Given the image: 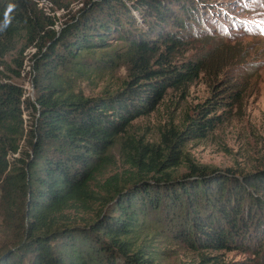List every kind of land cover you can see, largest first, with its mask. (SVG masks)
Wrapping results in <instances>:
<instances>
[{"label":"trees","instance_id":"trees-1","mask_svg":"<svg viewBox=\"0 0 264 264\" xmlns=\"http://www.w3.org/2000/svg\"><path fill=\"white\" fill-rule=\"evenodd\" d=\"M133 11L150 16L147 31L136 27ZM174 15L161 0H86L75 16L53 29V19L35 1L0 0V64L15 48L14 37L20 32L27 37L25 47L4 65L5 75L0 69V264H154L135 241L145 227V211L161 206L163 211L175 206L182 213L179 237L204 249L243 243L246 222L259 223L256 213L264 218L262 172L233 183L227 174L204 166L191 165L174 180L166 172L181 157L174 147L188 136L204 137L218 122V116L209 115L217 109L216 99L201 104L198 116L179 132L162 131V147L122 137L126 160L136 170L121 183L116 175L97 179L109 161L108 150L131 121L153 111L168 89L184 87L200 73L198 60L172 63L184 40L181 28L191 25ZM167 20L174 28H167ZM113 31L124 41L107 48L106 34ZM30 52L31 99L21 82ZM87 61L96 69L126 64L134 72L120 91L83 97L64 88L62 82L70 78L63 72L80 74L91 67ZM24 109L32 115L27 129ZM150 173L157 176L144 179ZM246 186L259 193L247 196L249 203L242 207ZM164 189L166 194L160 193ZM97 199L112 209L84 220L82 214Z\"/></svg>","mask_w":264,"mask_h":264},{"label":"rangeland","instance_id":"rangeland-1","mask_svg":"<svg viewBox=\"0 0 264 264\" xmlns=\"http://www.w3.org/2000/svg\"><path fill=\"white\" fill-rule=\"evenodd\" d=\"M33 1L44 15L53 19L52 28L57 29L76 15L78 8L86 0ZM161 2L173 10L174 17L191 22L185 29L181 28L184 40L173 53L172 63L177 64L187 59L198 60L201 64L200 73L186 86L168 89L153 111L131 121L127 133L108 150L109 161L97 179L102 182L105 178L116 175L121 183L127 181L129 171L136 170L126 160V150L120 143L122 137L128 135L127 137L141 143L156 144L162 131L173 129L179 132L184 129L189 121L198 116V107L206 100L213 99L217 101V109L209 115L218 116V122L204 137L188 136L180 142L181 147L173 148L179 149L181 157L176 166L166 169L170 180L180 178L189 171L191 165L204 166L207 170L215 169L221 174H227L230 183L235 179L243 182L245 175L256 172L264 174V0ZM181 5L187 7L186 12L181 10ZM131 14L136 27L140 31H147L148 22L152 23L150 16L138 11ZM189 17L192 18L188 19ZM167 28H174V24L169 21ZM195 29L203 31L196 34ZM121 34L126 35L123 31ZM106 35L107 48L122 45L124 41L114 31ZM146 35L155 38L151 34ZM26 38L24 32L14 37L15 48L1 58L4 63L0 64L1 76L7 72L4 65H9L11 59L17 55V50L25 47ZM99 50L95 49V57L100 53ZM31 52L26 54L21 75L23 81L21 77H12L15 81L21 80L30 99L33 97L30 81L33 75ZM24 57L25 55L23 59ZM87 62L91 67L82 68L80 74L70 69L63 72V75L69 74L70 78L62 82L64 88L80 93L83 97L109 95L120 91L134 72L126 64L96 69L92 61ZM24 113L27 129L32 115L31 111L26 113L25 109ZM22 143L21 140L20 144ZM151 176L157 175L150 173L144 179H153ZM246 188L249 190L244 193L246 198L242 207L249 203L247 196L259 193L255 192L256 188ZM164 191L166 190L160 193L166 194ZM104 205L103 199H97L91 211L81 217L84 220H93L99 211L112 209L109 204ZM173 207L170 211H163L162 206L155 211H145V227L139 231L135 246L143 245L142 248L154 258V264H211L213 261L264 264V218L261 214L255 215V219H259L261 223L255 224V220L246 222L243 243L215 250L192 247L179 237L176 228L182 220V213ZM3 239L0 232V244ZM100 256L103 255L99 253L98 257Z\"/></svg>","mask_w":264,"mask_h":264},{"label":"built area","instance_id":"built-area-1","mask_svg":"<svg viewBox=\"0 0 264 264\" xmlns=\"http://www.w3.org/2000/svg\"><path fill=\"white\" fill-rule=\"evenodd\" d=\"M31 81V80H30Z\"/></svg>","mask_w":264,"mask_h":264}]
</instances>
